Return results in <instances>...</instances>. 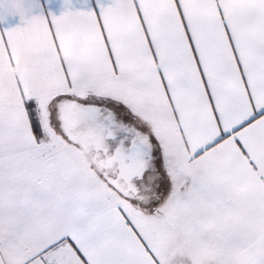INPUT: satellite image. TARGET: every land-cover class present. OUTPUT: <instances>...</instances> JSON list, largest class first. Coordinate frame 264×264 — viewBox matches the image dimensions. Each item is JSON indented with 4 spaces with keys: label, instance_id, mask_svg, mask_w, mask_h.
<instances>
[{
    "label": "snow or ice",
    "instance_id": "6c2138e0",
    "mask_svg": "<svg viewBox=\"0 0 264 264\" xmlns=\"http://www.w3.org/2000/svg\"><path fill=\"white\" fill-rule=\"evenodd\" d=\"M0 264H264V0H0Z\"/></svg>",
    "mask_w": 264,
    "mask_h": 264
}]
</instances>
